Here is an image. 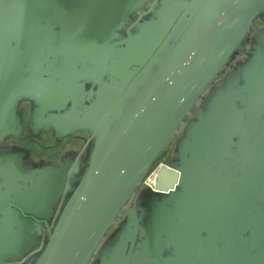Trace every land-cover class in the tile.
I'll use <instances>...</instances> for the list:
<instances>
[{"label": "crops", "instance_id": "0c3cea01", "mask_svg": "<svg viewBox=\"0 0 264 264\" xmlns=\"http://www.w3.org/2000/svg\"><path fill=\"white\" fill-rule=\"evenodd\" d=\"M202 1L120 0L131 8L104 28L108 72L62 97L69 70L96 66V38L78 30L95 0H0V88L24 95L8 126L18 134L0 140V264L36 261L98 123ZM254 54L242 75L215 80L169 143L178 190L139 185L91 264H264L263 40Z\"/></svg>", "mask_w": 264, "mask_h": 264}, {"label": "water", "instance_id": "95a60500", "mask_svg": "<svg viewBox=\"0 0 264 264\" xmlns=\"http://www.w3.org/2000/svg\"><path fill=\"white\" fill-rule=\"evenodd\" d=\"M94 3L91 18L78 30L95 36L96 66L69 70L60 86L62 97L79 83L86 85L105 76L109 55L103 47L104 28L117 24L123 18L121 13L131 8L120 0ZM262 11L264 0H203L187 16L184 29L174 39L173 33L168 35L167 41H174L172 46L166 52L163 47L143 66L146 72L136 74L117 93L98 123L90 160L71 187L33 264H91L134 192L142 183L147 184L144 179L155 163L165 164L158 169L156 186L147 185L163 193L178 190L182 172L171 163L173 158L166 157L168 145L221 74L233 68L235 76L242 75L241 63L250 61L258 41H264ZM241 43L244 46L239 48ZM238 57H244L240 64L235 63ZM23 96L18 88L1 86L0 140L18 134L19 130L8 126L16 121V106ZM251 117L255 127L254 106ZM75 161L73 169L77 170L79 159ZM13 205L27 215L22 206Z\"/></svg>", "mask_w": 264, "mask_h": 264}, {"label": "built area", "instance_id": "2783aa9c", "mask_svg": "<svg viewBox=\"0 0 264 264\" xmlns=\"http://www.w3.org/2000/svg\"><path fill=\"white\" fill-rule=\"evenodd\" d=\"M165 164L164 161L160 162L157 164V166L150 172L148 176L144 179V181L148 184L151 185L152 187L156 186V179H157V173L160 165Z\"/></svg>", "mask_w": 264, "mask_h": 264}, {"label": "rangeland", "instance_id": "374dc122", "mask_svg": "<svg viewBox=\"0 0 264 264\" xmlns=\"http://www.w3.org/2000/svg\"><path fill=\"white\" fill-rule=\"evenodd\" d=\"M257 22H259V19H257L254 24H256ZM88 149L89 147L86 148V151L84 152V154L87 152ZM84 154L82 155V157L84 156ZM155 165H157V163H155Z\"/></svg>", "mask_w": 264, "mask_h": 264}, {"label": "trees", "instance_id": "16d2710c", "mask_svg": "<svg viewBox=\"0 0 264 264\" xmlns=\"http://www.w3.org/2000/svg\"><path fill=\"white\" fill-rule=\"evenodd\" d=\"M261 14L264 16V12H263V11H262L259 15H261ZM243 42H244V41H243ZM240 46H241V47H240ZM240 46H239V48H242L244 45L241 43ZM239 48H238V49H239Z\"/></svg>", "mask_w": 264, "mask_h": 264}]
</instances>
